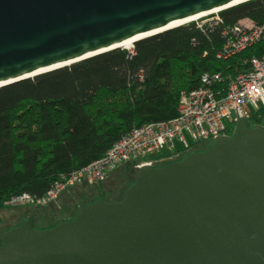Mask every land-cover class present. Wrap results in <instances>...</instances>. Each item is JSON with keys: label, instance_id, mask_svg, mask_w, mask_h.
Segmentation results:
<instances>
[{"label": "water", "instance_id": "1", "mask_svg": "<svg viewBox=\"0 0 264 264\" xmlns=\"http://www.w3.org/2000/svg\"><path fill=\"white\" fill-rule=\"evenodd\" d=\"M249 1L0 0V89ZM236 120L232 138L132 169L71 221L22 216L0 230V264H264V128Z\"/></svg>", "mask_w": 264, "mask_h": 264}, {"label": "trees", "instance_id": "2", "mask_svg": "<svg viewBox=\"0 0 264 264\" xmlns=\"http://www.w3.org/2000/svg\"><path fill=\"white\" fill-rule=\"evenodd\" d=\"M217 18V24L198 28L200 24L190 23L137 42L132 54L114 50L1 88L0 212L21 195L41 200L62 177L100 160L132 130L173 120L180 94L203 87L202 77L220 76L221 82L210 90L222 98L230 80L248 69V61L264 55L263 40L218 59L235 26L263 24L264 0L235 6ZM254 126L264 128V110L251 119L249 128ZM188 154L153 168L182 161Z\"/></svg>", "mask_w": 264, "mask_h": 264}, {"label": "built area", "instance_id": "3", "mask_svg": "<svg viewBox=\"0 0 264 264\" xmlns=\"http://www.w3.org/2000/svg\"><path fill=\"white\" fill-rule=\"evenodd\" d=\"M218 22V18H215L214 24ZM201 26L202 24L197 27ZM231 34L232 38L227 41L224 53L218 59L226 60L263 41L264 22L259 27L243 22L235 26ZM247 66L246 71L236 74L230 80L222 98L216 99L210 90L211 86L221 82L220 76L202 77L203 87L180 94L173 120L132 130L100 160L69 177H62L41 200L21 195L12 199L6 207L47 206L66 189L84 181L93 185L103 183L120 166H131L133 169L154 167L177 159L199 144L213 142L215 137H228V134L234 133L236 114L238 119L243 118L249 124L253 116L264 110V55L251 58ZM154 156L159 158L149 159Z\"/></svg>", "mask_w": 264, "mask_h": 264}, {"label": "rangeland", "instance_id": "4", "mask_svg": "<svg viewBox=\"0 0 264 264\" xmlns=\"http://www.w3.org/2000/svg\"><path fill=\"white\" fill-rule=\"evenodd\" d=\"M215 18H217V15L208 17L206 20L201 21V24H212ZM131 52L132 50L129 51V53ZM210 143L212 142L199 144L193 150H202ZM158 158L159 156H154L149 159ZM130 171H132L131 166H120L113 173L109 174L98 187L88 181H84L77 185V187L71 188L70 191L60 194L55 201L47 206L10 207L7 210L1 211L0 230L19 221L22 216L26 215L34 216L37 223L43 226L50 225L59 220H70L78 210L79 204L86 199L99 196L100 193L112 198L118 197L121 191L128 186Z\"/></svg>", "mask_w": 264, "mask_h": 264}, {"label": "bare ground", "instance_id": "5", "mask_svg": "<svg viewBox=\"0 0 264 264\" xmlns=\"http://www.w3.org/2000/svg\"><path fill=\"white\" fill-rule=\"evenodd\" d=\"M213 14H216V12H211V13H206V14L199 15L198 17L193 19V22H195V23H199L200 22V24H201L202 23L201 21L206 20L209 17V15H213ZM120 48L122 50L131 51L132 50V45H131L130 42H128V43L123 44Z\"/></svg>", "mask_w": 264, "mask_h": 264}, {"label": "flooded vegetation", "instance_id": "6", "mask_svg": "<svg viewBox=\"0 0 264 264\" xmlns=\"http://www.w3.org/2000/svg\"><path fill=\"white\" fill-rule=\"evenodd\" d=\"M102 198H107V197H105V196L103 195ZM107 199H109V198H107Z\"/></svg>", "mask_w": 264, "mask_h": 264}]
</instances>
